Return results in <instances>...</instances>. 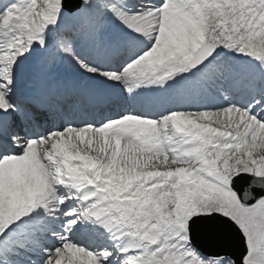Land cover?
<instances>
[{
  "label": "snow or ice",
  "instance_id": "snow-or-ice-1",
  "mask_svg": "<svg viewBox=\"0 0 264 264\" xmlns=\"http://www.w3.org/2000/svg\"><path fill=\"white\" fill-rule=\"evenodd\" d=\"M0 264H264V0H0Z\"/></svg>",
  "mask_w": 264,
  "mask_h": 264
},
{
  "label": "water",
  "instance_id": "water-1",
  "mask_svg": "<svg viewBox=\"0 0 264 264\" xmlns=\"http://www.w3.org/2000/svg\"><path fill=\"white\" fill-rule=\"evenodd\" d=\"M197 242L201 250L208 255H222L225 253L232 254L236 251L235 233H232L227 241L220 238L200 236L198 237Z\"/></svg>",
  "mask_w": 264,
  "mask_h": 264
},
{
  "label": "bare ground",
  "instance_id": "bare-ground-1",
  "mask_svg": "<svg viewBox=\"0 0 264 264\" xmlns=\"http://www.w3.org/2000/svg\"><path fill=\"white\" fill-rule=\"evenodd\" d=\"M60 74H61V77L64 81L67 80V84H70V87L79 86L78 82H77L79 80L76 77L74 79V76H76V75L74 74V72L71 68L62 67L60 69ZM72 99H73L72 97H64L60 102L68 103L69 101H72Z\"/></svg>",
  "mask_w": 264,
  "mask_h": 264
},
{
  "label": "rangeland",
  "instance_id": "rangeland-1",
  "mask_svg": "<svg viewBox=\"0 0 264 264\" xmlns=\"http://www.w3.org/2000/svg\"><path fill=\"white\" fill-rule=\"evenodd\" d=\"M76 77V76H75ZM77 78V77H76Z\"/></svg>",
  "mask_w": 264,
  "mask_h": 264
}]
</instances>
